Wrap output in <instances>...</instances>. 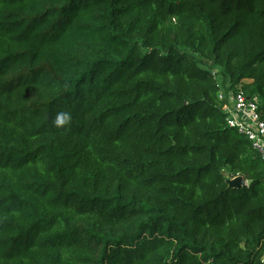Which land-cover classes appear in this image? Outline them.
I'll list each match as a JSON object with an SVG mask.
<instances>
[{"label":"trees","instance_id":"1","mask_svg":"<svg viewBox=\"0 0 264 264\" xmlns=\"http://www.w3.org/2000/svg\"><path fill=\"white\" fill-rule=\"evenodd\" d=\"M238 87L264 120V0H0V264H264Z\"/></svg>","mask_w":264,"mask_h":264},{"label":"built area","instance_id":"2","mask_svg":"<svg viewBox=\"0 0 264 264\" xmlns=\"http://www.w3.org/2000/svg\"><path fill=\"white\" fill-rule=\"evenodd\" d=\"M219 99L223 102L228 125L251 142L264 163V120L260 113V98L250 96L238 87L228 91L221 88ZM262 261L264 262V255Z\"/></svg>","mask_w":264,"mask_h":264},{"label":"clouds","instance_id":"3","mask_svg":"<svg viewBox=\"0 0 264 264\" xmlns=\"http://www.w3.org/2000/svg\"><path fill=\"white\" fill-rule=\"evenodd\" d=\"M71 114L68 112L61 111L57 114L56 119H55V126L56 127H64L71 122Z\"/></svg>","mask_w":264,"mask_h":264},{"label":"water","instance_id":"4","mask_svg":"<svg viewBox=\"0 0 264 264\" xmlns=\"http://www.w3.org/2000/svg\"><path fill=\"white\" fill-rule=\"evenodd\" d=\"M227 184L231 189H234V188L239 189V188L248 186V182L244 180V178L242 177H237L233 180H227Z\"/></svg>","mask_w":264,"mask_h":264}]
</instances>
